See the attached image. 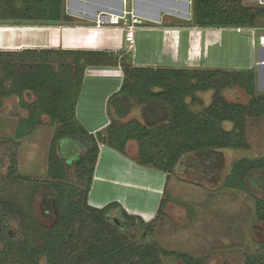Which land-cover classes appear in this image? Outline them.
I'll list each match as a JSON object with an SVG mask.
<instances>
[{
	"label": "trees",
	"instance_id": "1",
	"mask_svg": "<svg viewBox=\"0 0 264 264\" xmlns=\"http://www.w3.org/2000/svg\"><path fill=\"white\" fill-rule=\"evenodd\" d=\"M263 20L264 5L248 6L243 0H193V26L254 28ZM72 21L73 17L66 12V0H0V25ZM113 65H120L124 73L120 90L108 100L115 118L104 130L93 134L76 114L85 70ZM221 78L223 86L237 85L250 97L246 105H229L239 117L217 110V100L225 101L217 82ZM256 82L254 69L135 66L124 55L107 50L49 47L0 51V105L3 99L16 97L19 108L26 112L18 118L13 136L0 135V154H8L5 149L10 148L8 178L32 183V192L24 202L0 191V264H41L42 259L47 264H162L165 258L182 264H207L206 258L166 249L157 241H133L108 220V213L118 209L131 226L139 223L149 231L152 228L150 222L128 213L121 203L112 202L103 208L89 204L100 142L130 157L129 140L139 143L140 154H148L145 141L154 140L161 130L167 134L175 130L192 141L170 152L162 166L150 154L149 159L130 158L140 166L165 172L167 180L185 156L193 166L197 159L204 173L221 172L225 167L224 151L251 148L246 139L248 123L264 117V93L256 91ZM211 89L215 90V99L206 106L199 94ZM191 104L201 108L192 111ZM136 105L142 111V120L117 126L121 132L115 133L116 120L127 118ZM47 122L55 127L47 171L41 176H23L19 173L21 141ZM226 122L232 123L231 129L224 128ZM213 131L221 135V142L210 144L202 138L203 132ZM69 159L85 189L68 181ZM249 161L253 165L241 174V189L251 193L258 187L264 190V155ZM3 163L0 160V168ZM43 186L56 192L59 218L51 227H44L33 216V200ZM166 202L163 196L157 217L164 213ZM255 207L260 221H264V200L256 197ZM9 222H20V228L11 233ZM244 264H264V259L252 253L246 256Z\"/></svg>",
	"mask_w": 264,
	"mask_h": 264
},
{
	"label": "rangeland",
	"instance_id": "2",
	"mask_svg": "<svg viewBox=\"0 0 264 264\" xmlns=\"http://www.w3.org/2000/svg\"><path fill=\"white\" fill-rule=\"evenodd\" d=\"M141 20L142 25L136 32L135 52L131 53L136 64L247 70L239 67L247 61L249 58L247 55L251 54L250 33L226 28L213 33V35L218 34L217 38H208L198 34L195 36L194 31L188 28L181 32L177 46L171 47L170 58L165 53V46L171 36H168L162 28L160 30L145 28L152 23ZM124 43L127 46V43ZM90 70L93 71L83 80L78 99L77 107L80 108L78 118L82 122H87L83 117L85 115L88 121H94L93 124L108 122L109 125L115 116L108 105V100L116 90L106 98L104 95L119 85L121 87L124 78L119 74L118 77L110 76L108 74L114 72L100 66H92ZM218 80L225 101L217 100L219 109L215 107L221 114L228 113L230 116L239 117L237 110H231L229 105H246L250 99L249 95L244 88L237 85L223 86L225 83H221L224 78ZM256 91L264 93L258 85ZM199 95L206 106L211 105L215 99V90L211 89ZM16 100V97L11 98V102L7 101L4 107L2 106L6 114L20 111ZM190 107L192 111L201 108L192 104ZM21 112L26 113L24 110ZM141 114L140 107L134 106L127 118L116 120L115 133L121 132L117 130V126L123 127L134 119L142 120ZM252 120L248 123L246 135L251 148L226 149L223 171L212 175L203 172L197 159L193 166L185 156L177 165L175 173L167 180L165 172L158 170L163 173L161 174L155 169L142 168L129 163L100 142L102 152L96 176L94 174L96 178L92 193L89 195V204L103 208L109 203L119 202L130 214H136L143 217L146 222H150L151 231L139 223L131 226L121 217L118 209L106 215L109 221L137 243L157 241L166 249L206 258L207 264H244L246 256L252 253H258L264 259V221H260L255 212L256 197L264 200V190L258 187L253 194L241 189V186H244L241 174L253 165L249 158L255 160L264 155V117L258 121ZM8 122L9 120L0 119L1 136L15 134L16 128L13 130ZM223 126L228 130L232 128V123L226 122ZM54 129L55 127L48 122L44 123L33 135L21 141L19 167L21 175L31 178L46 173ZM174 131L171 130V134H167L165 130H161L154 140L144 143L145 151L161 166V162L167 160L170 152L172 154L180 144L192 141L184 133L178 134ZM115 133H112L114 137L117 136ZM202 138L210 144L219 143L222 139L217 131L203 132ZM127 145L130 146V157L137 156L139 160L150 158L146 153H139L140 145L137 141L131 139ZM9 149L8 146L5 149L8 150V154H0V160L4 162L3 167L0 168V191L4 196H12L24 202L32 192V183L8 178ZM69 156L67 155L68 158ZM238 162L241 165L237 166ZM67 166L68 181L85 189V183L76 177L73 161L69 159ZM226 179H230L228 183ZM165 187H167L166 194L163 195ZM163 196L167 199L166 207L164 213L157 217ZM55 200L56 192L48 186H43L39 195L33 200V216L44 227L53 226L59 218ZM20 224V222H9L8 229L13 233L20 228ZM41 264H47L46 260L42 259ZM162 264L182 263L174 258H165Z\"/></svg>",
	"mask_w": 264,
	"mask_h": 264
},
{
	"label": "crops",
	"instance_id": "3",
	"mask_svg": "<svg viewBox=\"0 0 264 264\" xmlns=\"http://www.w3.org/2000/svg\"><path fill=\"white\" fill-rule=\"evenodd\" d=\"M243 1L244 4L248 6L264 5V0ZM125 7L133 9L137 15H139L149 24L152 23V25H146L145 28L154 30H160V28H162L163 31L168 34V36H171L170 40L165 46V53L170 58L171 49L174 46H177L182 31H185L189 28L190 30L192 29L194 31L193 34L195 36L198 34L204 37L208 36V38H217L218 34L213 35V33L226 29L216 27L202 28L193 26V0H66V12L73 17L74 21L71 23L64 22L58 24L25 23L20 25H0V51H18L24 48H31L33 46L36 48L55 47L64 49L107 50L115 52L119 55H124L127 60L133 63L135 66H150L145 65L144 63L136 64L133 62L134 55H131V53L135 52V50H129L125 45V33L122 30L110 27L104 29H98L94 27V20L98 13L103 11L121 12ZM188 22L192 26H189L190 24H188ZM260 23L261 25L254 27L256 28L255 31L250 30V27H242L241 31H238L236 27L232 28L236 29L237 32L250 33L251 54L248 53L249 56L247 55V57L249 58H247V61L243 62L239 68L254 69L257 71V85L264 91V44L259 43V37L264 35V20ZM100 67L115 73L108 74L110 76L114 75L118 77L119 74L120 76L122 75V78H124V73L120 65ZM92 71L93 70H90V67H87L85 70L84 79L87 78L88 75L92 73ZM119 86L115 89H112V91L107 92L104 97H108L110 94H112V92H114V90H116V92L119 91L121 88ZM10 99L11 98L2 100V104L0 105V119L3 118L6 121L9 120L8 123L12 125L11 128L14 130L16 127H13V125L16 126V120L21 115H24V113L21 112V109L18 106L20 109L19 112L15 111L13 114H6L2 108L7 101H10ZM16 101L19 100L17 99ZM79 109L80 108L78 107L76 109L77 118L80 111ZM83 117L86 119L88 124L87 122H81L89 130V132L93 134L104 130L108 126V122L93 124L94 121H88L87 116L84 115ZM103 146L125 158V160H127L129 163L140 166L130 157L119 153L107 145ZM100 150L101 156L102 147ZM97 166L98 163L95 169V176ZM140 167L144 168V166ZM146 168L152 169L148 167ZM95 178L96 177H94V182ZM94 182L92 190L94 187ZM124 209L126 208L124 207Z\"/></svg>",
	"mask_w": 264,
	"mask_h": 264
},
{
	"label": "built area",
	"instance_id": "4",
	"mask_svg": "<svg viewBox=\"0 0 264 264\" xmlns=\"http://www.w3.org/2000/svg\"><path fill=\"white\" fill-rule=\"evenodd\" d=\"M142 18L133 9L125 7L121 12L103 11L94 20V27L98 29L115 28L125 33V41L129 50H135L137 28L142 25ZM241 31L242 28H236ZM255 31L256 28H250ZM259 43L264 44V35L259 37Z\"/></svg>",
	"mask_w": 264,
	"mask_h": 264
},
{
	"label": "flooded vegetation",
	"instance_id": "5",
	"mask_svg": "<svg viewBox=\"0 0 264 264\" xmlns=\"http://www.w3.org/2000/svg\"><path fill=\"white\" fill-rule=\"evenodd\" d=\"M101 151V150H100ZM100 156V155H99ZM98 161H99V159H98ZM93 182H94V179H93ZM92 186H93V184H92ZM91 190H92V188H91ZM91 190H90V193H91ZM90 193H89V195H90ZM88 202H89V199H88ZM91 205V204H90ZM94 207V206H93ZM97 208V207H96ZM126 210V209H125ZM128 212V211H127ZM129 213V212H128ZM143 218V217H142ZM144 219V218H143ZM145 220V219H144Z\"/></svg>",
	"mask_w": 264,
	"mask_h": 264
}]
</instances>
